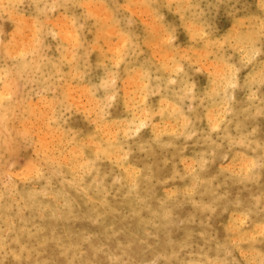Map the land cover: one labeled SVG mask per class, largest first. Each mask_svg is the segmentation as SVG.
<instances>
[{"label":"rangeland","instance_id":"1","mask_svg":"<svg viewBox=\"0 0 264 264\" xmlns=\"http://www.w3.org/2000/svg\"><path fill=\"white\" fill-rule=\"evenodd\" d=\"M137 1L140 2H138L139 5L137 4L136 6L138 8L135 9L136 10L135 13H133L134 10L128 13L125 10V8H123L127 4L122 5L123 6L122 10L128 13V15H130V13H133L135 15V16L133 15L134 20L130 18L132 23L133 22L143 23V21L144 22L146 21L145 22L146 24L147 23L152 24L153 21L151 22L150 20H152L153 16L151 14L150 16H148L146 15L147 13L145 14L139 11V8L140 10L142 9L141 6H143L144 0H137ZM25 2L26 0H20L17 3L19 10L25 8L26 6ZM148 2L149 0H146V3ZM168 2L169 0H163L164 3L163 5H166L165 3ZM170 2L169 4L166 5V7L162 6V8L159 10L160 13L159 12L157 13L158 17L156 16L155 17H156V22L157 23L161 22L164 25V27L167 29V31L170 33V35L166 36V38L167 37L169 38V41L166 38L165 41H167V43L171 45L173 49L179 48V51H182V53L185 54L183 55V59L180 61V65L182 68L178 70L177 72L178 74L176 73V75H174V73H172L171 78H174L175 76L180 77L181 75L186 76L184 77L185 80L182 78L183 80L181 82L183 86L182 89L183 98L181 99L182 101L180 104L184 116L187 117L186 121H189L187 122L188 129H184L186 131L183 132L182 130L183 128L181 127V125L178 124L177 125L178 127L172 125L174 126L175 129H178L179 132L181 131V133H179L175 129L169 131V133L171 132L169 135L167 134L168 132H166V135H164L163 137V139L165 140L164 143L162 141V143H157V144L155 142L156 137L160 135V133L161 135L162 133L165 134V132H157V136L153 139L152 138L153 134L151 135L150 133H148L150 126V123H148V121H146L145 124L143 123L145 127L141 125L138 130L132 129L129 130L130 132L126 131V134L125 131L122 130L119 131L113 130V132L115 131V133L113 134L116 135V136L114 135L115 139L121 143V148L124 149L123 151L122 149H120L123 152V155L122 152L119 151V156L122 155L123 157H126L123 158L124 160L123 159L122 160L128 162L131 166L137 168L135 169L134 167H132L133 172H135L133 179L134 182L135 181L136 182L135 183L133 182L134 184L130 183L131 186L128 185L130 187L128 188L126 187L125 189L121 190V188L119 187L120 181H117L119 179L121 180L120 170L118 169L116 171L117 169L116 167L110 169L111 161L110 162L97 161L96 162L97 164H95L94 166L96 167V169L98 168L97 170L94 169V171L97 173H94L92 180L94 181L96 180L98 183L100 181L99 185L101 186V188H99L100 186L97 185L98 183L96 181L91 182L92 184V189L90 193L91 199L88 198L87 202L95 204L98 207V210L97 212L91 210H89L88 212L87 210L83 209V205H82L84 203L82 200L83 188H81V185H78L79 178L77 176H79V174L82 172L80 171V167H78L79 166L78 162L79 160L81 161L80 159L81 157L79 156L78 152L74 153L75 151H78L76 146L77 144L81 145L80 147L82 148L87 143L85 140L79 141L77 143L75 141L77 140L81 129L86 125L84 123L86 122V118L88 117V120L90 119L89 120L91 123L90 126L94 125L93 124L94 120L91 119L94 113L97 115L99 114L98 117L101 118V120L108 118L109 116H107L108 114L106 113V111L108 110V108L115 106L116 100L114 98L107 99L106 101L107 109L99 111V108H95L93 105H91V103L88 102L86 97L82 93L78 92V89H76L77 84L76 82H74L72 83V85H74L72 86L73 100L71 99L70 109L61 110L60 111L61 113L60 112L58 113L59 117L58 115H56L55 117L56 124L55 123L53 124L49 119L52 117V115L47 110V105H48L47 103H49L48 96L46 97L45 93H43L41 90L36 88L37 91L35 90L33 93L35 96L33 95L32 98L31 97L28 98V102L30 101L33 107L36 109H40L41 112H45L46 109V113L48 115L50 114V117L46 113L44 114L47 115L48 117V118L46 117L48 119V123H46L47 119H45L46 121L44 120V122H42L43 120L31 121L33 127L32 130L35 135L33 140H31V142L33 143L34 141L40 140V141H44L45 143H47V145H49L48 146L49 150L60 149L61 150L60 154L57 153L55 155L60 162H62L65 159L70 160V156H71L72 162L70 163H72L71 166L75 169L74 171L75 178L73 182L72 179L68 178L69 185H67L68 183H64V182H60L59 184L57 182L59 189L60 190L63 189L62 195H64L65 197L61 195L57 200H53L54 198L52 197L53 196L52 193L49 192L46 194V192H44V195L42 193L41 196H44L43 198L45 199V202L44 204L38 207L37 211L34 214L33 220H34V224L36 225L34 227L32 226L33 228H27L24 225L26 220L32 214L30 208L26 209L28 207L26 200L23 201L20 199V197L17 194L16 196L14 194L17 203L15 204L16 207L14 208L15 210L13 209L10 220L4 218V220L0 221V264H95V263L96 264H149V263L150 264H185V263L186 264H218V263L219 264H253V262H255L254 264H264V259H262L264 258V255H262L264 254V237L262 236L264 235L260 234L257 236L255 234L256 235L255 237V235L253 234L254 236H252L251 239H247L248 236L246 238L244 237L246 236L247 233L249 234L251 232V223H253L255 220L254 215L264 213V164H262L264 163V161H262V159H264V152L261 151L262 149H264V147H261L262 145H264V82H262V80H264V0H170ZM176 2L180 4L176 5ZM168 5H170V7ZM145 15L147 17H145ZM186 24L188 25V27L190 26L187 29H186L187 27ZM194 26L196 29L201 28V30L197 29L195 34L191 33V31L189 30ZM0 29L3 31L2 32L0 30V36H2L3 33L5 34L6 32V25L3 22H1L0 24ZM252 30L254 31L256 36L253 35ZM244 32H246L245 35ZM250 32H251V36L253 35L252 38L251 37L249 38ZM236 38L237 40L239 38L242 40L241 41L239 39V43L241 44L238 43ZM242 38L250 39V41L247 40L246 43L244 42L245 43L244 44L243 43L244 40ZM256 40L259 42H256ZM201 42L202 44L200 45ZM223 43L226 45H224ZM253 43L255 44L254 46L252 45ZM242 46L244 47L246 46L245 49L244 47L242 48ZM250 46H253V48ZM191 47L194 48L192 49ZM198 47L199 48L201 47V49H199ZM249 47L252 48V51ZM246 48H248L249 50L248 49L246 50ZM182 49L183 50L186 49V50L183 51ZM255 49H257L258 51L256 52ZM253 50H255L254 53ZM196 52H198L197 54L200 55L198 56ZM246 53L248 54L250 53V54L247 55ZM196 55L198 56L197 58H195ZM199 58L201 60L198 61ZM177 60L178 58H176L175 60L176 63H178ZM187 62L191 66H189ZM169 64H171L170 61ZM208 64L210 65V67ZM215 64L217 65L220 64L218 66L219 68L216 67L217 65ZM221 64L223 65L222 67ZM203 65L205 68L203 67ZM225 65L226 67H228L227 65H229V67L226 68ZM224 68L226 73L229 72L231 69H233L234 71L231 70L230 72L231 73L234 72L235 74L232 73L231 75L232 83H230L229 85L228 83L227 84L225 83V80L222 81L225 84L223 85L224 91L222 94L225 96V98L221 103L222 106H220V109L219 108L217 109L220 110L219 112L221 116L219 115V112L216 110L217 113L216 116L217 115L219 116L217 117V119H218V124L220 126L219 129L213 131L211 130L210 126H205V125L200 126L199 124L197 125V120H200L203 114L205 116L208 109L206 106L207 103L205 104L204 107L202 106L198 107L196 104L195 97L199 96L200 91L206 84V81L208 79L207 77L210 74H214V72L216 73L218 71L219 73L222 74ZM220 70H222V72H220ZM180 71L182 72L185 71L186 73H180ZM223 74L222 76H224ZM176 79L174 78L173 81ZM216 79H226V78H216ZM247 79L249 82L247 81ZM110 83L112 86H115L116 83L118 84L119 82L112 80ZM128 91L131 94H133L131 88H129ZM41 93L43 95H41ZM44 94H45V98H44ZM203 103H205V101H203ZM222 108L224 109L223 113L221 111L223 110ZM225 111L228 114L224 113ZM102 112L105 113L103 114ZM238 115H240L241 117ZM222 119H224L225 121L224 120L222 121ZM228 119H230L231 122L227 121ZM168 124L165 123V126ZM233 124L237 126H234ZM48 126H51V128ZM197 126H200V128L197 129ZM224 127L228 129L225 130ZM161 128L163 129V127ZM208 129L211 131L209 132ZM172 132L174 134H172ZM175 132H178V134ZM239 133L242 136L239 135ZM37 134L39 139L36 136ZM124 134L126 136H124ZM226 134L227 135L229 134V137H226ZM237 135L239 137H237ZM123 136L125 138L127 137L125 141H124L125 138ZM207 136L208 138L210 137L211 140L210 138L206 139ZM36 138L38 140H36ZM228 138L230 139L229 141L231 142V144H229L230 142L228 141ZM68 139L69 142H66L68 141ZM232 140H235L236 142ZM246 140H252V141L249 142L247 141L248 143L247 145ZM239 142L241 144H239ZM242 142L244 143V145L242 144ZM255 142L257 143L254 145ZM66 143H68L69 145H67ZM124 143L126 144V146L124 145ZM144 143L146 145H144ZM167 144H169L170 147L167 146ZM234 144H236V146ZM58 145L61 148L58 147ZM56 146L58 148H56ZM149 146L151 147L150 148L151 151L148 149ZM20 147L21 148H19L17 152L14 153V155L12 156L13 158L11 160L13 161L12 166L15 163L14 166L11 168V174L12 173L13 174L12 175L10 174L11 176L5 175V177H3L2 184L0 185V195L2 194V197L4 193L3 190L5 189L9 190L10 183L14 182L15 179H18L19 176H21V174L24 172L27 160L29 159H32V161H38L35 162V164L38 165L37 166L38 171L41 170L40 172H38L39 173L38 178L42 177L41 179H43L44 177L43 179L44 181L41 179H36L38 181L27 180L28 181L27 182L25 180L26 183L24 184V187L26 190L31 189L38 193V191L40 190L43 191L45 189L46 187L45 185L49 182L48 181L49 178H56L55 177L56 173H53L55 163H53L52 166H51L52 162H48L49 164L42 163L41 158L38 157L41 160L39 161L36 155L31 153L29 144H25L24 146L22 145ZM64 148L66 150H64ZM69 149L71 150L74 149V152L73 150L69 151ZM70 152H72L73 154ZM234 152H236V154H234ZM239 152H241L240 153L241 156ZM59 155L62 157L60 158ZM257 157L258 159H255ZM242 158H245L246 160L250 159L249 160L250 163L247 164L246 166L243 165L241 167ZM259 159L261 160V162ZM230 162L232 163L235 162V163L231 164ZM16 163L18 166L16 165ZM38 163L42 166V168ZM185 163L188 164L189 166H187ZM244 166L245 168H243ZM50 168L53 169L51 170ZM134 169L137 171H135ZM227 169L229 170V172H227ZM239 169L241 170V172L244 170V172L241 173ZM247 170L248 172L245 173V171ZM138 171L140 173H138ZM191 172L192 174H190ZM103 174H107V176ZM116 174L119 175L120 177L117 176ZM189 174L192 175L193 178L190 177ZM198 174L200 175V177L197 176ZM50 175H54V177H51ZM97 176L99 177L97 178ZM116 177L117 179L116 181H114ZM201 179L204 180L206 179L207 183L206 181ZM45 180H47L48 182ZM198 180L200 181L198 182ZM69 181H71L72 183H70ZM190 182L193 184L191 185ZM198 183H199V187L197 188ZM61 184L63 185L62 186L63 188H61L60 186ZM42 186L44 189L42 188ZM95 186L97 187L96 189L94 188ZM134 186H135V190L133 188ZM78 188H80L79 189L80 191L78 190ZM129 188L130 189L133 188V189L130 190ZM187 188L188 190L186 191ZM101 189L102 190L104 189L105 191H102ZM127 189H129L128 192L125 191ZM106 191L109 192L107 193ZM178 191L179 193L182 194V196L181 194H178ZM64 192H66L67 194ZM201 192L202 195L200 194ZM144 193L146 194L144 195ZM170 195L173 200L170 199L171 198L169 197ZM144 196H147L144 200L145 202L141 201L142 199L141 197L144 198ZM163 198H165L166 201L163 200ZM68 199L69 201H71V202L68 201V203L70 204L66 202ZM100 200H101V206H100ZM162 200L163 202L164 201L165 202L163 203ZM63 202L68 204L67 206L70 209H68L66 204H64ZM208 202L210 203V205L208 204ZM126 203L133 204L135 206L134 208L137 209V212L141 213L140 214L142 218L141 221L136 220L133 216H131L133 212L130 213V210H128L130 216L128 214L125 215L119 214V212H121L120 210L121 205H124ZM246 203L248 204V207H245L244 209L237 208L241 204L245 205ZM157 205L160 206L158 207ZM42 207L44 208L43 210ZM100 207H102L103 209ZM145 207L146 209H144ZM151 208L153 209L151 210ZM245 209H250V211L248 210L249 213ZM162 210H164V213ZM106 211L107 212L109 211L108 212L109 214H106L107 213ZM161 211L163 215L160 214ZM154 212L155 214H153ZM229 212H231L232 214H230ZM239 212H241V214H239ZM243 213L247 215H244ZM41 216L43 219H41ZM97 216L100 217L97 218ZM241 216H242L241 219L242 221L240 220V222L244 223V221L246 220L250 222L246 221V223H244L243 226V223L239 222ZM87 217L90 218V220ZM227 217H229V219ZM244 217L246 218L245 220H243ZM231 218H233L234 220L233 219L231 220ZM64 219L66 220L68 219V220L66 221ZM168 219H169V223H168ZM88 220L91 222H89ZM94 220L97 221L95 222ZM109 226L110 228H108ZM23 229L24 230L26 229L27 233H25L26 230L24 231ZM43 229L46 231V233ZM223 230L225 234L223 233ZM235 230H238L239 233L236 231L235 234L234 233ZM48 231L51 233H49ZM146 232L148 233L146 234ZM242 232L245 233V235ZM20 233L22 234L25 233L28 235V237L23 238L20 235ZM113 233H115V235ZM70 234L73 236H71ZM94 235H96L97 237ZM68 236H69V241H68ZM231 236L233 238L235 236V238L233 239ZM170 239L172 240V242ZM254 239H255L254 244H251L253 243L251 241H253ZM239 240H241L240 243L241 242H245V243H241L238 245L237 243H239L238 242ZM183 243H185V245ZM222 243L225 245H223ZM187 245H189V247H187ZM169 247L171 249L170 253L168 250ZM250 247L253 249L247 250V248L250 249ZM254 248L257 249L258 251L254 250ZM252 251L255 252L253 253L254 257ZM247 253H249V255L251 253L252 256L250 257ZM165 256L167 259H165ZM213 257H215L214 260ZM221 259L222 262L220 261ZM163 260H165L166 262ZM189 261H192L193 263Z\"/></svg>","mask_w":264,"mask_h":264},{"label":"bare ground","instance_id":"2","mask_svg":"<svg viewBox=\"0 0 264 264\" xmlns=\"http://www.w3.org/2000/svg\"><path fill=\"white\" fill-rule=\"evenodd\" d=\"M19 1L20 0H0V24H1V22H3L6 25L5 34L3 33V35L0 36V185L2 184V180H3V177H5V175L11 176L13 174V173L11 174V168L14 166L15 163L12 166V162H13V161H11L13 159L12 156L14 155V153L17 152V150L19 148H21L20 146H22V145L24 146L25 144H29L31 153L35 154L37 158L40 157L42 161L39 158H38V160L41 161L42 163L52 162L51 166L53 163H55L53 173H56L55 174L56 178H49L48 177L49 180L48 179L47 180L49 182L47 180H45L48 183L46 185L44 184L46 186L45 189L42 186V188L44 189L43 191L40 190L37 193L36 191L31 190V189L26 190L24 187V184L26 183L25 180L26 181L27 180L28 181L29 180L38 181L36 179L42 178L41 176H40L41 178H38V174H39L38 172H40L41 171L40 169L42 168V166L38 163L41 166V168L39 167L40 171H38V167H37L38 165L35 164V162H38V161H32V159L27 160L25 170L21 174V176H19V178L17 177L18 179H15L14 182L10 183V185H9L10 188L7 187V188H9V190L8 189L3 190V192H4L3 197H2V194L0 195V198H1L0 199L1 200L0 201V221L4 220V218L10 220V218L12 216L13 209L16 207L15 204L17 202L15 199V196L17 194L21 200H23V201L26 200L27 205H28V207L26 209L30 208L31 213L33 214V215L31 214V216L26 220L24 225L27 228H33L36 225V224H34V220H33L34 214L37 211L38 207L40 205L44 204V202H45V199L43 198L44 196H41L42 193L44 195V192H46V194L50 192L53 195L52 196L54 198L53 200H57L62 195V190H63V189H61V190L59 189L57 182H58V184L60 182L68 183V180H69L68 178L72 179V182H73L74 178H75V176H74L75 169L71 166L72 163H70V162H72L71 156H70V160L65 159L62 162H60L55 155L57 153L60 154L61 150L60 149L49 150V148H48L49 145H47V143H45L44 141L38 140L39 139L38 134L36 135L38 138V139L36 138V140H38V141H34L33 143L31 142V140H33V138L35 136L33 133V130H32L33 127H32L31 121L43 120L42 122H44V120L48 118L47 117L48 114L46 113V109H45V112H41L40 109L34 108L30 101L28 102V98H30V97L32 98V96L34 95L33 93L36 90V88H38L43 93H45L46 97L48 96V102L49 103H47L48 105L47 104L46 105H47L48 112L51 113V115H52V117L49 119L53 124L55 123L56 115H58V113L61 110L70 109L71 99L73 98L72 97V95H73L72 94L73 93L72 86H74V85H72V83H74V82H76V84H77L76 89H78V92L82 93L86 97L88 102L91 103V105H93L95 108H99V111L107 109L106 108L107 107L106 106L107 99L114 98L116 100L115 106L108 108V110L106 111V113L108 114L107 116H109L108 118L101 120V118L98 117L99 114L98 115L95 113H94V115L92 114L93 116L91 119H93L94 121L93 120H91V121H93V124H94L93 126H90V124H91L89 121L90 119L88 120V117L86 118V122H84L86 125H85V127H83L81 129L79 136L75 142L77 143L79 141L85 140L87 144L85 145V142H84L85 146L82 148L80 147L81 145L77 144L76 146H77L78 151L74 152V149H72L74 153L78 152L79 156L81 157L80 158L81 161L79 160V162H78L79 163L78 167H80V171H82V172L81 173L79 172L80 174H79V176H77L79 178L78 179L79 184L78 183L77 184L81 185V188H83V192H82V196H83L82 200L84 202L82 204L83 209L87 210L88 212H89V210L97 212L98 207L93 203L87 202L88 198L91 199L90 198V195H91L90 193H91V189H92L91 182L94 181V180H92L94 173H97L94 171V169H96V167H94V166H95V164H97L96 163L97 161L98 162L99 161L100 162L101 161H109V162L111 161L110 162V169H113L114 167H116L117 168L116 171L118 169L120 170L121 180L119 179L117 181H120L119 187L121 188V190L125 189L126 187L127 188L130 187L131 186L130 183L132 184L134 182L133 178H134L135 172H133V168H132L134 166H131L128 162L123 161L124 160L123 158H126V157L122 156L123 155L122 151L124 149L121 148V143L115 139L116 135L113 134V133H115V131L113 132V130H118V131L122 130V131H125V134H126V131L130 132L129 130H132V129L138 130L141 125L144 126L143 123L145 124L146 121H148V123H150L148 133H150L151 135L153 134L152 135L153 139L157 136V132H165V134L162 133V135L160 133L161 137H160V135H158L159 138H158V136L156 137L155 142L157 144V143H162V141L164 143L165 140L163 139V137H164V135H166V132H168L167 134L169 135L171 133V132L169 133V131H172L173 129H175L174 126H172V125H175L176 127H178L177 126L178 124L181 125V127L183 128L182 129L183 132L186 131L184 129H188V123L187 122H189V121H186L187 117L184 116L183 111L181 109V104H180L182 101L181 99L183 98V92H182L183 86H182L181 82L184 79V77H186V76H183V75H181L180 77L175 76L174 78L175 79L177 78V79L174 81H173L174 78H171L172 73H174V75H176L178 70L182 68L180 65V61L183 59V55H185V54H183L182 51H179V48L173 49L171 47V45H169L167 43V41H165L166 36L170 35V33L167 31V29L164 27V25L161 22L160 23L156 22V17H158L157 13L162 8V6L166 7V5L169 4L170 0L168 3H165L166 5H163L164 4L163 0H149L148 3H146V0H144V4H143V6H141L142 9L140 10V8H139V11H141V13H145V14L147 13L146 15H148V16H150V14H151L153 16V17L151 16L152 20H150L151 22L153 21L152 24L151 23L146 24L145 23L146 21L144 22L143 18H142L143 23L142 22H137V23L133 22L132 23V21L130 20V18L132 20H134L133 19V15H134L133 13H135V11H136L135 9L138 8L136 6H137L138 2H140L137 0H26V2H25L26 6L24 9H22V7H21L22 10L18 9L17 3ZM23 4H24V2H23ZM123 4H127L126 6H128V7H126V6L123 7L122 6ZM177 4H180V3L176 2V5ZM168 6L170 7V5H168ZM122 7L125 8V10L128 13L133 11V10L134 11H133V13H130V15H128V13H126L124 10H122ZM190 8H192V7H190ZM146 15H145V17H147ZM138 18H140V17H138ZM189 27L187 25L186 29ZM197 29H199V28H197ZM197 29L194 26V27L190 28L189 31H191V33L195 34ZM199 30H201V28ZM245 33L246 32H244V35H245ZM252 33H253V35H255L254 31ZM253 35L251 36V32H250L249 38L250 37L252 38ZM166 39H168V41H169L168 37ZM239 39L237 40V38H236L238 43H239ZM242 39L244 40L243 43L244 42L246 43L247 40L250 41V39H245V38H242ZM256 42H259V41L256 40ZM201 44H202V42L200 43V45ZM239 44H241V43H239ZM247 44H248V42H247ZM224 45H226V44H224ZM252 45L254 46L255 44L253 43ZM189 46H190V43H189ZM189 46H188V48H189ZM253 46H250V47L253 48ZM243 47L244 46H242V48ZM245 47H244V49H245ZM252 48H250L251 51H252ZM199 49H201V47ZM247 49L248 48H246V50ZM185 50H183V51H185ZM189 50H190V48H189ZM255 50H256V52L258 51L257 49H255ZM255 50H253V53L255 52ZM223 51H225V50H223ZM247 52H249V51H247ZM197 53L198 52H196V54ZM243 53H241V54H243ZM246 54L249 55L250 53L249 54L246 53ZM197 55L195 58H197L200 54L198 56ZM191 56H193V55H191ZM200 57H202V56H200ZM176 58H178V60H177L178 63H176V61H175ZM227 59H229V58H227ZM227 59H225V60H227ZM199 60H201V59L199 58L198 61ZM169 61L171 62V64H169ZM185 63H186V60H185ZM187 64H188V62H187ZM222 64H221V67L224 65V64L223 65ZM215 65H217V64H215ZM219 65H217L216 67H218ZM189 66H191V65H189ZM227 66L229 67V65H227ZM203 67H204V65H203ZM209 67H210V65H209ZM225 67H226V65H225ZM228 67H226V68H228ZM231 70H233V69H231ZM214 71H217V70H214ZM230 71L226 73L225 68H224L223 72H222V70H220V72H222V74L224 73L223 74L224 76H222V74L219 73V71L216 73L214 72V74H210L208 77L206 76L208 78L206 81V84L204 85V87L200 91L199 96H197L195 98H196V104L198 107H201V106L204 107L205 104L207 103L206 106H207L208 110H207L205 116L203 114V116L200 118V120H197V125L199 124L200 126H204V125L210 126L211 130H213V131L219 129L220 125L218 124V119H217V117H219V116L218 115L216 116V114H217L216 110L218 108L220 109V106H222L221 103H222L223 99L225 98V96L222 95L223 91H224L223 85H225L224 82H222V81L225 80V83L226 84L228 83V85L230 83H232L231 82L232 81L231 75L234 72L231 73ZM180 73H186V72L180 71ZM195 73H197V72H195ZM212 73H213V71H212ZM248 75H250V74H248ZM216 78H226V79H216ZM253 79H254V77H253ZM112 80H114L116 82L118 81L119 83L118 84L116 83L115 86H112L110 83ZM247 81H248V79H247ZM186 82H187V80H186ZM262 82H264V80H262ZM250 84H252V83H250ZM129 88L132 89L133 94H131L128 91ZM236 88H237V86H236ZM45 94H44V98H45ZM41 95H43V94L41 93ZM260 100H262V99H260ZM203 101H205V103H203ZM197 106H195V107H197ZM188 109H190V108H188ZM246 109H247V107H246ZM217 111L219 112L220 110H217ZM221 111L223 113L224 109ZM230 111H231V109H230ZM258 111H260V110H258ZM232 112H233V109H232ZM45 113L47 115H44ZM224 113H226V111ZM226 114H228V113H226ZM219 115H220V112H219ZM48 116L50 117V114ZM238 116H240V115H238ZM58 117H59V115H58ZM245 118H246V116H245ZM188 120H189V118H188ZM223 120L224 119H222V121ZM227 121H230V119H228ZM46 123H48V119H47ZM165 123L166 124L169 123L168 125H166L167 128L165 126ZM219 123H220V121H219ZM162 125H164L165 128ZM200 126H197V129H199ZM225 126H226V124H225ZM234 126H237V125H234ZM48 127L51 128V126H48ZM52 127H54V126H52ZM161 127H163V129ZM227 129L228 128H225V130H227ZM232 129H233V127H232ZM175 130L178 131V129H175ZM211 130H209V132ZM233 131H234V129H233ZM178 132H175V133L178 134ZM183 132H182V134H183ZM179 133H181V131ZM125 134H124V136H126ZM172 134H174V133L172 132ZM239 135H241V134L239 133ZM45 137H46V135H45ZM173 137H175V136H173ZM177 137H179V136H177ZM226 137H229V134L228 135L226 134ZM237 137H239V136L237 135ZM66 138H68V137H66ZM207 138H208V136L206 137V139ZM231 138H233V137H231ZM43 139H44V137H43ZM118 139H120V138H118ZM126 139H127V137L124 139V141ZM245 139H246V137H245ZM210 140H211V138H210ZM229 140L230 139L228 138V141ZM232 141H235V140H232ZM247 141L249 142L252 140H246V143H247ZM48 142H49V140H48ZM66 142H69V139ZM256 143L257 142H255L254 145ZM66 144L69 145L68 143H66ZM169 144H167V146L170 147ZM229 144H231V142ZM239 144H241V143L239 142ZM242 144L244 145L243 142H242ZM59 145H58V147L61 146V145L60 146ZM124 145L126 146L125 143H124ZM144 145H146V144L144 143ZM234 145L236 146V144H234ZM247 145H248V143H247ZM254 145H252V146H254ZM50 146H51V144H50ZM142 146H143V144H142ZM58 147L56 146V148H58ZM261 147H264V145H262ZM150 148L151 147L149 146L148 149L150 150ZM120 149H122V151ZM228 149H229V147H228ZM254 149H255V147H254ZM64 150H66V149L64 148ZM72 150L69 149V151H72ZM75 150H76V148H75ZM119 151L122 152V155H121L122 157L119 156ZM261 151L264 152V149H262ZM179 152H181V151H179ZM236 152H234V154H236ZM70 153H72V152H70ZM240 153L241 152H239V154ZM66 154H67V151H66ZM242 155H243V153H242ZM240 156H241V154H240ZM261 156H262V154H261ZM59 157L61 158L62 156L59 155ZM255 159H258V157ZM132 160H135V159H132ZM249 160L242 158L241 167L243 165L246 166L247 164H249L250 163ZM262 161H264V159H262ZM14 162H17V161H14ZM256 162H257V160H256ZM260 162H261V160H260ZM149 163H151V162H149ZM230 163L234 164L235 162L234 163L230 162ZM237 163H238V161H237ZM262 164H264V163H262ZM16 165H17V163H16ZM186 165L189 166L188 164H186ZM253 165H256V164H253ZM245 166L243 168H245ZM241 167H240V169H241ZM248 167H247V169H248ZM134 168L137 169L136 167H134ZM250 168H251V165H250ZM184 169H185V167H184ZM187 170H188V168H187ZM135 171H137V170H135ZM47 172H48V170H47ZM227 172H229L228 169H227ZM240 172H241V170H240ZM242 172H244V170ZM246 172H248V170L245 171V173ZM20 173H21V171H20ZM138 173H140V172L138 171ZM147 173H146V175H147ZM51 174H52V172H51ZM150 174H151V171H150ZM190 174H192V172ZM195 174H197V173H195ZM42 175H43V173H42ZM95 175H97V174H95ZM103 175L107 176V174H103ZM50 176L54 177V175H50ZM117 176H119V175H117ZM148 176H149V174H148ZM197 176L200 177L199 174ZM98 177L99 176H97V178ZM103 177H105V176H103ZM103 177H101V178H103ZM135 177H137V176H135ZM190 177H192V175H190ZM43 179H44V177H43ZM43 179H41V180H43ZM116 179H117V177L115 178L114 181H116ZM22 180H23V182H22ZM99 180H100V178H99ZM135 180H137V179H135ZM201 180H204V179H201ZM65 181H67V182H65ZM192 181H193V179H192ZM199 181L200 180H198V182ZM204 181H206V183H207L206 179ZM69 182L72 183L71 181H69ZM202 182H200V183H202ZM99 184H100V181L97 185H99ZM190 184L192 185L193 183L190 182ZM67 185H69V183ZM78 185H77V187H78ZM94 185H95V183H94ZM128 185H130V186H128ZM60 186H61V188H63L62 184ZM143 186H144V184H143ZM110 187H111V185H110ZM198 187H199V183H198L197 188ZM94 188L96 189L97 187L95 186ZM99 188H101V186ZM133 188L135 190V186ZM197 188H195V189H197ZM79 189L80 188H78V190ZM129 189H127L125 191L128 192ZM132 189H130V190H132ZM187 190H188V188L186 189V191ZM102 191H105V190L103 189ZM166 191H165V193H166ZM176 191H177V189H176ZM179 191H178V194H181V193H179ZM182 191H183V189H182ZM114 192H116V191H114ZM132 192H134V191H132ZM174 192H175V190H174ZM188 192H187V194H188ZM64 193H66V192H64ZM183 193H185V192H183ZM203 193H204V190H203ZM14 194H15V196H14ZM131 194H133V193H131ZM145 194L146 193H144V195ZM200 194L202 195V192ZM128 195H130V194H128ZM135 195H133V196H135ZM47 196H49V195H47ZM62 196H64V195H62ZM181 196H182V194H181ZM146 197L147 196H144V198L141 197L143 199V200L141 199V201H144ZM169 197H171V195ZM174 197H175V194H174ZM102 198H101V200H102ZM165 198H166V196H165ZM165 198H163V200H165ZM216 198H218V197H216ZM139 199H137V200H139ZM167 199H168V197H167ZM170 199H172V197ZM258 199H259V197H258ZM101 200H100V206H101ZM114 200H115V198H114ZM163 200H162V202H163ZM68 201H69V199L66 202L68 203ZM103 201H105V200H103ZM69 202H71V201H69ZM193 202H195V201H193ZM198 202H199V200H198ZM21 203H22V201H21ZM64 204H66V203H64ZM68 204H70V203H68ZM68 204H66V206ZM208 204L210 205L209 202H208ZM137 205H138V203H137ZM134 207L135 206L133 204L126 203L124 205H121V207H120L121 212H119V211H117V212H119L120 215L128 214L130 216V214L128 212V210H130V213L133 212L131 216H133L136 220L141 221L142 220L141 215H140L141 213H138L137 209ZM236 207H237V205H236ZM245 207H248L247 203L245 205L241 204L237 208H243L244 209ZM54 208H56V207H54ZM67 208L70 209L68 206H67ZM100 208H102V207H100ZM43 209L44 208L42 207V210ZM139 209H140V206H139ZM144 209H146V207ZM152 209L153 208H151V210ZM245 210L250 211V209H245ZM162 211L164 213V210H162ZM162 211L160 214H162ZM249 211H248V213H249ZM103 212H104V210H103ZM108 212L106 214H109ZM155 212L153 214H155ZM40 213H41V211H40ZM229 213L232 214L231 212H229ZM230 214H229V216H230ZM239 214H241V212H239ZM243 214L247 215L245 213H243ZM234 215H236V214H234ZM100 216H97V218ZM242 216L239 219V222L242 219ZM26 217H28V216H26ZM245 217L243 220L246 219ZM48 218H50V217H48ZM95 218H96V216H95ZM227 218L229 219V217H227ZM254 218H255L254 222L251 223V232L249 234L247 233L246 236H244L245 238L247 236L250 237V238L247 237V239H251V237L254 236L255 234L257 236L260 234L264 235V213L255 214ZM36 219H38V218H36ZM41 219H43L42 216H41ZM88 219L90 220V218H88ZM92 219H94V218H92ZM232 219L233 218H231V220ZM237 219H238V217H237ZM64 220H66V219H64ZM246 221H244V223H246ZM89 222H91V221H89ZM247 222H250V221H247ZM168 223H169V219H168ZM185 223H186V221H185ZM232 223H234V222H232ZM240 223H243V222H240ZM244 223H243V226H244ZM7 224H9V223H7ZM170 225H172V224H170ZM42 227H43V225H42ZM108 228H110V226ZM45 230H46V228H45ZM105 230H106V228H105ZM238 230H235L234 233L236 231L239 233ZM71 231H72V229H71ZM118 231H120V230H118ZM84 232H86V231H84ZM25 233H27V230L25 231ZM25 233L24 234L20 233V235L23 238H27L28 235ZM45 233H46V231H45ZM49 233H51V232H49ZM115 233H118V232H115ZM115 233H113V234L115 235ZM147 233L148 232H146V234ZM223 233H224V230H223ZM243 234L245 235V233H243ZM197 235H198V233H197ZM256 235H255V237H256ZM71 236H73V235H71ZM74 236H75V234H74ZM94 236H96V235H94ZM225 237H226V235H225ZM262 237H264V236H262ZM186 238H189V237H186ZM234 238H235V236H234ZM68 241H69V236H68ZM88 241H89V239H88ZM240 241L241 240L238 241L239 242V243H237L238 245L241 243H245V242L240 243ZM171 242H172V240H171ZM251 242H253L251 244H254L255 239ZM99 243H100V241H99ZM169 243H170V241H169ZM183 244L185 245V243H183ZM223 245H225V244H223ZM227 245H229V244H227ZM232 246H234V245H232ZM187 247H189V245H187ZM181 249H183V248H181ZM252 249L253 248H251V247H250V249L247 248V250H252ZM168 250L170 253V250H171L170 247ZM254 250H257V249L254 248ZM97 253H99V252H97ZM253 253H255V252L252 251V254ZM221 254H223V253H221ZM245 254H246V252H245ZM247 254L249 255V253H247ZM262 255H264V254H262ZM249 256L250 257L252 256L251 253ZM158 257H160V256H158ZM253 257H254V254H253ZM169 258H168V261H169ZM214 258L215 257H213V260H214ZM255 258H258V257H255ZM165 259H167L166 256H165ZM262 259H264V258H262ZM163 261H165V260H163ZM220 261L222 262V259ZM126 262H128V261H126ZM189 262H192V261H189ZM216 262H217V260H216ZM254 263L255 262H253V264Z\"/></svg>","mask_w":264,"mask_h":264}]
</instances>
